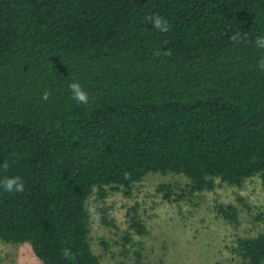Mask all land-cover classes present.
Returning a JSON list of instances; mask_svg holds the SVG:
<instances>
[{
	"label": "trees",
	"instance_id": "1",
	"mask_svg": "<svg viewBox=\"0 0 264 264\" xmlns=\"http://www.w3.org/2000/svg\"><path fill=\"white\" fill-rule=\"evenodd\" d=\"M157 14L167 32L148 21ZM258 36L264 0H0V179L25 185L0 187V240L28 243L43 264H102L84 209L94 187L130 194L156 172L183 174L189 196L216 178L264 185ZM72 82L87 105L71 98ZM174 187L158 190L170 198ZM216 209L238 222L236 206ZM130 226L146 233L136 216ZM234 251L264 264V232Z\"/></svg>",
	"mask_w": 264,
	"mask_h": 264
},
{
	"label": "rangeland",
	"instance_id": "2",
	"mask_svg": "<svg viewBox=\"0 0 264 264\" xmlns=\"http://www.w3.org/2000/svg\"><path fill=\"white\" fill-rule=\"evenodd\" d=\"M189 179L183 174H147L127 194L123 186L106 185L100 196L94 187L89 204L98 214L89 218V241L102 264H245L234 251L239 237L264 232V185L259 176L240 185L215 179L214 187L182 195ZM161 183L174 185L166 198ZM217 204H232L238 222L223 217ZM136 216L145 226L131 228ZM103 217L112 224L103 222ZM129 233L130 240L125 236ZM0 264H43L28 243L0 240Z\"/></svg>",
	"mask_w": 264,
	"mask_h": 264
},
{
	"label": "clouds",
	"instance_id": "3",
	"mask_svg": "<svg viewBox=\"0 0 264 264\" xmlns=\"http://www.w3.org/2000/svg\"><path fill=\"white\" fill-rule=\"evenodd\" d=\"M147 19L149 22H151L152 26L155 29H157L158 31L167 32L169 30V24H168L167 20L162 18L160 15L157 14L155 16H149V17H147ZM230 39L234 43L239 44L240 42H242L245 39V35L240 33V32H236L230 37ZM254 44L257 48L264 49V36H258L255 39ZM164 54L170 55V52L164 53ZM156 55L157 56L160 55V52H157ZM259 68L261 70H264V59H261L259 61ZM69 88L71 90V98L72 99H74L78 103H81L84 105L88 104L89 94L82 87V85L80 83L72 82L69 85ZM50 96H51V91L46 90L43 92L41 99L44 101H47V100H49ZM3 166L5 168H7L9 165L5 161ZM0 187L3 188L4 192L14 193V194L23 193L25 190L24 182L20 176L4 177L3 179H0ZM84 209H85V211H87L89 213L90 216L96 215L98 218V214L95 212V208L93 206H91L88 201L84 202ZM63 255L67 259H73L74 258L73 254L71 253V250L67 249V248L64 249Z\"/></svg>",
	"mask_w": 264,
	"mask_h": 264
}]
</instances>
